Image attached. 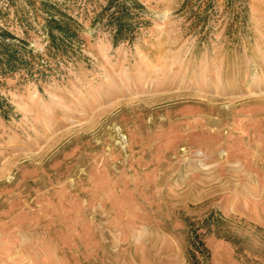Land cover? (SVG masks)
Here are the masks:
<instances>
[{
	"label": "rangeland",
	"instance_id": "rangeland-1",
	"mask_svg": "<svg viewBox=\"0 0 264 264\" xmlns=\"http://www.w3.org/2000/svg\"><path fill=\"white\" fill-rule=\"evenodd\" d=\"M138 1L113 45L106 0H0L43 71L0 75V264H264V0Z\"/></svg>",
	"mask_w": 264,
	"mask_h": 264
},
{
	"label": "trees",
	"instance_id": "trees-1",
	"mask_svg": "<svg viewBox=\"0 0 264 264\" xmlns=\"http://www.w3.org/2000/svg\"><path fill=\"white\" fill-rule=\"evenodd\" d=\"M43 9L47 14L44 31L48 41V52L50 50L65 52L68 45L75 41L80 42L78 24L71 16L61 12L50 2H45ZM142 9L143 6L138 0H106L96 19L109 31L112 44L117 45L135 39L140 27L145 24L138 13ZM36 65H38L36 55L26 49L25 41L0 27V75L23 71L31 77L35 74L41 77L43 71ZM199 244L202 245V242Z\"/></svg>",
	"mask_w": 264,
	"mask_h": 264
}]
</instances>
